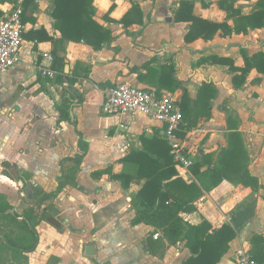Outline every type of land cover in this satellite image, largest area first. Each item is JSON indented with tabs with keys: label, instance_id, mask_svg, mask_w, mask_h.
Instances as JSON below:
<instances>
[{
	"label": "crops",
	"instance_id": "obj_1",
	"mask_svg": "<svg viewBox=\"0 0 264 264\" xmlns=\"http://www.w3.org/2000/svg\"><path fill=\"white\" fill-rule=\"evenodd\" d=\"M133 1L141 9L143 24L138 23L140 16H132L129 26L122 22L132 9L129 0L94 1L95 21L114 38L110 44H103L101 50L63 38L55 27L51 0H31L26 4L25 0H19L0 5V22L16 8L24 10L21 62L0 73V197L11 206L8 213L21 216L26 209L38 207L37 194L50 196L56 191L61 161L81 154L79 141L88 146L76 176L77 184L84 190L67 187L41 206L44 209L53 205L68 229L59 233L46 222L40 223L36 228L39 236L36 250L25 254L28 264H183L191 257L184 243L169 247L161 259L148 255L143 242L155 228L143 223L132 225L136 216L132 199L146 179L132 172L133 181L124 189L120 181L111 177L128 169L123 161L133 152H148L159 162L168 153L173 156L166 127L142 115L107 116L101 109L104 89L121 82L159 91L161 68L171 60L177 64V78L182 86L174 93L166 90L160 93L173 96L177 103L184 90L196 100L205 83L217 90L210 117L201 118L186 138L180 139L187 157L194 165L203 161L204 155L214 154L216 162L228 148L229 133L239 132L250 158L249 172L259 183L257 190L227 180L212 187L206 163L200 172L210 189L202 186L203 195L195 203L197 210L181 217L192 225L206 219L214 230L231 224L237 217L242 228L219 264H237L241 253L250 252L252 237L264 235V77L253 70L246 83L235 88V74L229 66L199 63L206 58H229L236 67L243 68L242 50L247 56L264 50V28L231 37L218 33L211 41L198 39L187 44L184 38L188 24L175 22L180 3L194 2L196 16L223 23L227 13L220 8L221 0ZM234 1L235 8L248 15L259 0ZM170 18L172 22L167 21ZM228 24L233 26V21ZM55 47L63 50L61 56H66L64 74L71 77L75 72L78 74L74 85L55 82L62 74L52 68L51 54ZM153 58H157L152 68L158 75L147 76V70L140 68ZM134 68L140 70L133 72ZM43 70H52L57 76L45 77ZM139 74L146 78L142 80ZM258 78H262L261 82L255 83ZM61 104L71 106V110L69 119L59 123L56 106ZM192 167L175 162L181 179L201 185L192 174ZM108 168L111 175L95 176ZM10 230L15 238L14 226L0 217V239H3L1 231L10 233ZM157 234L161 237L160 232ZM89 246L96 249L94 257L85 254ZM82 252L85 259L80 257ZM12 255L10 251L4 254L0 251V259L4 258L6 264H16Z\"/></svg>",
	"mask_w": 264,
	"mask_h": 264
},
{
	"label": "trees",
	"instance_id": "obj_2",
	"mask_svg": "<svg viewBox=\"0 0 264 264\" xmlns=\"http://www.w3.org/2000/svg\"><path fill=\"white\" fill-rule=\"evenodd\" d=\"M19 0H0V5L4 3H16ZM31 1V0H25ZM53 2L52 17L56 20L55 27L59 29L63 38L76 43H85L95 50H101L103 44H110L114 38L109 30L104 29L94 19L95 0H51ZM132 9L122 20L125 26L132 23V16H142L141 9L133 0ZM220 8L227 13L226 21L223 23L211 22L200 18L194 14V2H181L176 13L175 22L187 23L188 31L185 35V43L191 44L198 39L211 41L220 33L222 37H231L234 34L247 35L251 31L264 28V0H259L252 12L248 15H242L241 10L235 8L234 0H221ZM2 13L0 12V15ZM24 16V10H23ZM108 19V17H107ZM232 20L233 26L228 24ZM23 22V18H22ZM143 24L142 17L138 21ZM24 25V24H23ZM63 52L58 48L52 51V68L62 72L55 80L56 83L74 85L77 83V73L71 77L64 74L67 64L66 56H61ZM244 58V67L238 68L229 58H206L199 63H214L229 66L230 71L235 74L233 85L235 88L243 86L249 74L256 70L258 74L264 77V50L247 56L244 50L241 51ZM157 58L151 59L142 68L147 70V76H156L158 71L152 68V64ZM134 68L132 71H139ZM142 80L146 77L141 76ZM262 78L255 80V83L261 82ZM159 91L157 95H164L160 90H166L174 93L182 86L177 78V64L171 60L168 65L162 66L161 75L158 78ZM109 85L108 83L104 84ZM217 96V90L212 84H203L199 91L198 98L192 100L187 91L184 90L179 107L183 114V122L177 136L185 139L187 134L198 124L201 118H209L211 113V102ZM59 112V123L69 119L71 106L57 105ZM80 136V135H79ZM166 145L167 142L165 143ZM81 154L73 158H65L61 161V176L56 191L50 196L36 195L39 199V206L28 208L20 216L16 213L10 214L11 206L4 202L0 197V217L14 226L17 236L13 238V230L10 233L1 231L3 239H0V251L2 254L11 252L12 260L16 264H28V257L25 254L33 253L39 243V236L36 228L40 223L46 222L59 233H64L68 228L65 222L60 218L59 212L53 205H47L44 209L41 206L48 199L58 197L67 187H75L84 190L76 182V176L80 171L81 165L88 151L87 144L79 141ZM171 148H169V151ZM158 156V155H157ZM160 158V156H158ZM162 162L156 161L155 156L148 155V152H133L123 161L129 166L121 175H111V168L105 171L97 172L95 176H102L109 173L114 180L120 181L124 189H128L133 181L132 172L137 173L139 177H145L146 183L141 191L132 199V206L136 210V216L132 225L146 224L155 228L143 242L145 252L148 255L163 258L169 247L184 243L189 249L191 257L183 264H219L222 258L228 253L230 243L236 238L238 231L242 228L237 217H234L231 224H224L219 229L214 230L212 225L202 219L200 224L192 225L184 221L182 214L194 213L195 207L202 195V186L210 189L203 182L200 170L206 163L209 164L207 170L208 181L212 187H217L221 182H228L245 187H251L253 190L259 188L258 180L251 176L248 165L250 158L244 144L242 134L231 131L228 135V148L223 150L216 162H213L214 154L204 155L203 161L196 163L192 167V174L199 179L201 185L197 182L190 184L181 179L176 170L173 156L168 153ZM242 207L238 206L237 209ZM22 218V221L19 219ZM160 232L157 239L156 234ZM251 250L249 254L252 259L258 263L264 264V235H254L251 239ZM8 255V254H7ZM0 264H6L4 258L0 259Z\"/></svg>",
	"mask_w": 264,
	"mask_h": 264
},
{
	"label": "built area",
	"instance_id": "obj_3",
	"mask_svg": "<svg viewBox=\"0 0 264 264\" xmlns=\"http://www.w3.org/2000/svg\"><path fill=\"white\" fill-rule=\"evenodd\" d=\"M23 10L16 8L0 22V73L15 68L22 58L24 25ZM42 75L55 78L57 73L43 70ZM102 113L107 116L142 115L166 127L165 133L172 146L176 164L186 168L193 166V161L182 149L177 132L183 122V114L176 100L171 95H157L154 91L137 88L130 83L121 82L104 89ZM158 234L155 239L158 238ZM237 264H261L254 261L249 253H241Z\"/></svg>",
	"mask_w": 264,
	"mask_h": 264
},
{
	"label": "water",
	"instance_id": "obj_4",
	"mask_svg": "<svg viewBox=\"0 0 264 264\" xmlns=\"http://www.w3.org/2000/svg\"><path fill=\"white\" fill-rule=\"evenodd\" d=\"M167 21L168 22H172V19L170 18ZM68 69H69V66H66V70H68ZM95 252H96L95 247L89 246V247L86 248V253L85 254L88 257H94L95 256Z\"/></svg>",
	"mask_w": 264,
	"mask_h": 264
},
{
	"label": "rangeland",
	"instance_id": "obj_5",
	"mask_svg": "<svg viewBox=\"0 0 264 264\" xmlns=\"http://www.w3.org/2000/svg\"><path fill=\"white\" fill-rule=\"evenodd\" d=\"M12 172V171H11ZM14 174V173H13ZM59 252V251H58ZM57 254H59V253H57ZM53 256H55V255H53ZM80 257H82L83 258V252L80 254ZM83 259H85V258H83Z\"/></svg>",
	"mask_w": 264,
	"mask_h": 264
}]
</instances>
